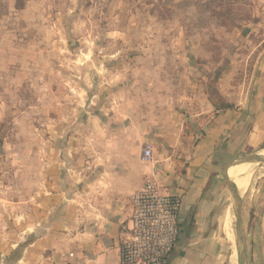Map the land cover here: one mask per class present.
I'll return each instance as SVG.
<instances>
[{"label":"rangeland","instance_id":"obj_1","mask_svg":"<svg viewBox=\"0 0 264 264\" xmlns=\"http://www.w3.org/2000/svg\"><path fill=\"white\" fill-rule=\"evenodd\" d=\"M260 68L264 0H0L5 251L6 238L18 239L22 224L35 222L40 170L49 173L56 154L71 149L79 165L101 159L104 136L119 127L131 149L140 136L143 147L156 127L177 125L189 107L222 103L224 80L244 84ZM253 163L251 180L264 169ZM221 181L215 264H235L237 203ZM233 202L234 247L223 231Z\"/></svg>","mask_w":264,"mask_h":264},{"label":"crops","instance_id":"obj_2","mask_svg":"<svg viewBox=\"0 0 264 264\" xmlns=\"http://www.w3.org/2000/svg\"><path fill=\"white\" fill-rule=\"evenodd\" d=\"M220 87L222 103L189 107L177 125L156 127L143 147L140 136L131 149L127 129L119 127L104 136L102 163L93 155L79 165L83 159L71 149L56 154L49 173L40 170L35 222L23 223L18 239L6 238L8 251L0 239V260L119 264L121 234L131 225L130 198L156 174L166 191L183 198L179 242L168 264H215L224 198L221 169L240 152L264 148V70L244 84L224 80ZM147 144L154 148L153 162L142 158ZM247 189L242 197L246 264H264V169Z\"/></svg>","mask_w":264,"mask_h":264},{"label":"built area","instance_id":"obj_3","mask_svg":"<svg viewBox=\"0 0 264 264\" xmlns=\"http://www.w3.org/2000/svg\"><path fill=\"white\" fill-rule=\"evenodd\" d=\"M142 158L153 162L151 144ZM130 201L131 225L121 234L119 264H168L179 242L182 196L166 191L154 174Z\"/></svg>","mask_w":264,"mask_h":264},{"label":"water","instance_id":"obj_4","mask_svg":"<svg viewBox=\"0 0 264 264\" xmlns=\"http://www.w3.org/2000/svg\"><path fill=\"white\" fill-rule=\"evenodd\" d=\"M241 161V162H258V163H264V156L260 155V153L252 152H240L236 156H234L232 159L227 161L222 169L221 174L224 179L227 181V185L230 188L233 197L237 203V209H236V236L238 238V242L240 244V249L238 250V261L237 264H246L247 261V243H246V235L244 231V221H243V198L240 190L238 189L237 185L226 176L225 169L231 165L234 162Z\"/></svg>","mask_w":264,"mask_h":264},{"label":"bare ground","instance_id":"obj_5","mask_svg":"<svg viewBox=\"0 0 264 264\" xmlns=\"http://www.w3.org/2000/svg\"><path fill=\"white\" fill-rule=\"evenodd\" d=\"M260 155L264 156V148L260 151ZM232 166H234V167L232 168V171H231V180L237 185L238 189L240 190V192L242 194L246 191V189L249 186L251 176L253 174L254 163L253 162H234L232 164ZM236 166L237 167L239 166V167L237 168ZM236 168H237V172L235 174ZM232 205L235 206L234 202ZM232 211H233V209L231 207V208H229V211H227V213H226V216L224 219L223 231H225V233L228 236L229 241L231 242V244L234 247L235 246V237H234V234L232 231V222H233ZM234 249L235 250L233 252L232 259L235 261V264H236L237 250H236V247Z\"/></svg>","mask_w":264,"mask_h":264}]
</instances>
